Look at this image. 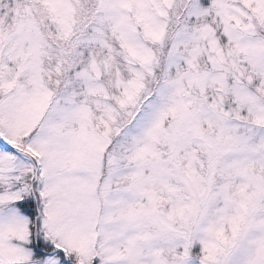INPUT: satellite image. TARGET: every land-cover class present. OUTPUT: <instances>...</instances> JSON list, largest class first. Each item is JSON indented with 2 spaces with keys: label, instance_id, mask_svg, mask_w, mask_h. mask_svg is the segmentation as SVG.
<instances>
[{
  "label": "snow or ice",
  "instance_id": "snow-or-ice-1",
  "mask_svg": "<svg viewBox=\"0 0 264 264\" xmlns=\"http://www.w3.org/2000/svg\"><path fill=\"white\" fill-rule=\"evenodd\" d=\"M0 264H264V0H0Z\"/></svg>",
  "mask_w": 264,
  "mask_h": 264
}]
</instances>
